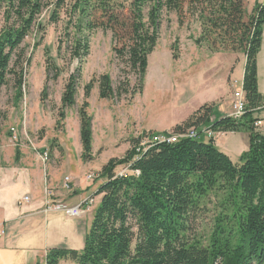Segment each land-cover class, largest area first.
<instances>
[{
    "label": "trees",
    "instance_id": "16d2710c",
    "mask_svg": "<svg viewBox=\"0 0 264 264\" xmlns=\"http://www.w3.org/2000/svg\"><path fill=\"white\" fill-rule=\"evenodd\" d=\"M45 14L49 16L43 23ZM171 14L177 16L180 27L188 21L200 25L198 46L209 44L212 51L244 54L243 90L248 101L244 116L239 120L213 118L214 107L205 105L173 128V134L196 129L195 138H181L176 143L155 141L147 146H142V137L132 139L125 157L111 159L98 177L101 184L95 196L101 200L84 249H51L43 264H163L171 238L185 228L192 212L211 199L215 221L209 243L193 248L182 243L185 251L178 263L264 264V132L256 117L264 110L258 81L264 3L257 4L248 16L245 0H0V92L12 78L15 101L23 100L25 67L31 65L24 42L36 30L41 34L37 49L47 26L64 19L58 55L64 59L66 42L68 62L77 61L78 67L65 86L59 121L65 120V109L77 103L78 83L91 54V38L98 30L111 32L116 58L129 74L138 76L142 86L161 25ZM46 70L56 79L62 72L51 57ZM130 84L128 78L125 88L116 90L106 74L85 86L86 101L79 111L85 160H91L93 154V118L87 109L95 85L100 99L121 101L124 95L130 99L137 95ZM200 127L223 134H248V150L234 162L214 139L205 140ZM119 167L125 169L123 174L117 172ZM134 217L138 218L139 238L132 253ZM174 248L175 255L181 253L180 245Z\"/></svg>",
    "mask_w": 264,
    "mask_h": 264
},
{
    "label": "rangeland",
    "instance_id": "374dc122",
    "mask_svg": "<svg viewBox=\"0 0 264 264\" xmlns=\"http://www.w3.org/2000/svg\"><path fill=\"white\" fill-rule=\"evenodd\" d=\"M263 3L264 0H245L248 16L253 14L257 4ZM48 16L45 14L42 17L43 23L47 22ZM65 21L48 25L41 46L37 49L35 43L40 41L41 34L36 30L24 42L23 48L28 59H31V65L25 67L23 100L15 101L16 90L12 78L0 92V169L16 162V151L19 149H24L31 160L40 162H43L40 154L48 152L49 161L46 165L59 169L63 178H80L83 186H93L100 182L98 177L111 159L125 157L131 148L132 139L142 137L146 144L155 135L173 133L175 125L191 113L221 97L224 92H231L233 97V93L243 83V53L212 51L209 44L198 46L195 41L201 34L200 25L188 21L184 27H180L177 16L171 14L161 25L160 39L149 57V68L142 86L138 76L129 74L125 65L116 58L111 32L96 31L91 38V54L83 66L82 78L78 83L77 103L73 108L65 109L66 118L59 121L65 86L78 67L77 61L68 62L66 42L63 45L64 59L58 55ZM50 57L62 69L57 79L54 73L47 74V59ZM106 74L111 76L116 90L121 86L124 89L123 85L129 78L130 90H137V95L133 99L124 95L121 101L102 100L98 85H95L87 109L93 118V154L91 160H85L79 117V111L86 101L85 86L94 78ZM227 74L231 85L234 81L231 88L225 79ZM258 81L259 91L264 93V33L258 55ZM140 86L143 87L141 94L138 93ZM45 89L46 93L43 94ZM44 97L45 101L42 100ZM230 104H227L226 112L218 115L229 113ZM199 129L203 131L207 128ZM233 140L234 137L224 135L215 141L221 151H227L224 145L233 150L238 147L239 143L233 145ZM124 170L119 167L117 172ZM90 174L96 176L94 182L86 181ZM211 201L203 202V211L192 212L185 228L171 238L163 264H182L178 263L179 256L185 251L182 243L192 248L209 243L215 221L214 199ZM137 220L135 217L131 219L134 234L130 247L132 253L138 245ZM177 245L181 246V253L175 255L174 247ZM61 264L74 263L64 261Z\"/></svg>",
    "mask_w": 264,
    "mask_h": 264
},
{
    "label": "crops",
    "instance_id": "0c3cea01",
    "mask_svg": "<svg viewBox=\"0 0 264 264\" xmlns=\"http://www.w3.org/2000/svg\"><path fill=\"white\" fill-rule=\"evenodd\" d=\"M228 76L229 74L225 79L231 88L234 81L231 85ZM230 100L231 92H224L221 97L206 103L214 107L213 118L230 114L229 110L227 114L218 115L226 112ZM259 112L258 119L263 123L259 130L264 132V110ZM193 113L176 125L185 122ZM224 135L234 137L233 145L235 142L239 143L234 150L224 145L227 151H222L232 160L235 158L234 162H238L241 155L248 150V134L226 133L222 136ZM18 152L19 157L17 159L16 151L14 164L0 169V231H5V235L0 238V264H43L48 251L55 248L82 251L94 212L101 200V197L95 196L101 182H96L93 186H83L80 178L73 177L71 180L66 177L71 181V189L68 190L65 188L66 178H63L59 169L38 160H31V156L24 149H19ZM48 188L54 192L57 201L68 206L85 204L92 199L94 204L82 217L68 218L63 210H47ZM26 197H29V201H24Z\"/></svg>",
    "mask_w": 264,
    "mask_h": 264
},
{
    "label": "built area",
    "instance_id": "2783aa9c",
    "mask_svg": "<svg viewBox=\"0 0 264 264\" xmlns=\"http://www.w3.org/2000/svg\"><path fill=\"white\" fill-rule=\"evenodd\" d=\"M238 83V82H236ZM231 102V112L228 115L229 117L239 120L241 119L246 111V108L248 106V101L245 95V92L243 90V83L236 89V91L233 93ZM263 125L262 121H259L257 123L258 127H261ZM203 134L206 141H210L211 139H218L220 136L222 137L223 133H218L213 131L212 129H205L203 130ZM198 135V131L196 129H189L186 132L182 134H173L171 133L170 136H164V135H155L152 137L151 142L145 144V140L142 143V146H147L149 144H152L155 141L159 142H167V143H176L181 138H195ZM40 158L44 163H47L49 161V153L44 152L40 154ZM122 172L121 174H123ZM86 180L88 182H94L96 180V176L94 174H90L86 177ZM70 178L65 179V188L70 190ZM24 201H29V197L24 198ZM94 204V200H90L88 203L76 206H68L67 204L57 201L55 198V194L51 189L46 190V208L47 210H53V211H59L63 210L66 212L68 218H80L83 215H85L90 209L92 208ZM5 235V231H0V238H2Z\"/></svg>",
    "mask_w": 264,
    "mask_h": 264
}]
</instances>
